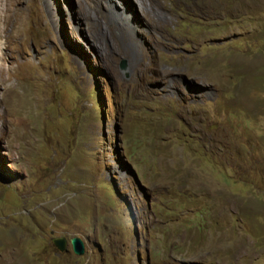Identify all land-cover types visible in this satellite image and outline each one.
<instances>
[{
  "label": "rangeland",
  "instance_id": "obj_1",
  "mask_svg": "<svg viewBox=\"0 0 264 264\" xmlns=\"http://www.w3.org/2000/svg\"><path fill=\"white\" fill-rule=\"evenodd\" d=\"M120 2H0V264H264V0Z\"/></svg>",
  "mask_w": 264,
  "mask_h": 264
},
{
  "label": "bare ground",
  "instance_id": "obj_2",
  "mask_svg": "<svg viewBox=\"0 0 264 264\" xmlns=\"http://www.w3.org/2000/svg\"><path fill=\"white\" fill-rule=\"evenodd\" d=\"M2 0H0V2H1ZM140 1V0H139ZM118 3L120 4L121 2H120V0H118ZM142 5V4H141ZM115 6V5H114ZM144 7V6H143ZM118 13V14H117ZM116 15L118 16V17H120V16H124V12H120L119 10H117L116 11ZM3 18V15H2V13L0 12V19H2ZM132 18V17H131ZM125 20H127V18L125 17ZM19 23H15L14 25H12V26H2L1 24H0V37H2L1 39H3V38H7V31H10V28L11 27H13L12 29H14V27L15 26H17ZM23 25V24H22ZM19 27V26H18ZM21 28V27H20ZM24 28V27H23ZM22 29V28H21ZM137 29V28H136ZM15 30V29H14ZM13 30V31H14ZM137 31V30H136ZM15 32V31H14ZM132 32H134V29L132 28ZM13 35L15 34V33H12ZM18 34V33H17ZM17 34H15V35H17ZM18 36V35H17ZM19 36H21V35H19ZM15 38V37H14ZM22 38V37H21ZM15 40V39H14ZM16 41V40H15ZM7 51V50H6ZM11 52V51H10ZM6 54H7V56H6ZM7 57H9L10 58V56L8 55V53H2L1 52V47H0V83H4V81H5V79H6V74H7V70H9V67L7 68V64H6V61H7ZM12 61V60H11ZM13 69V68H12ZM7 80V79H6Z\"/></svg>",
  "mask_w": 264,
  "mask_h": 264
},
{
  "label": "water",
  "instance_id": "obj_3",
  "mask_svg": "<svg viewBox=\"0 0 264 264\" xmlns=\"http://www.w3.org/2000/svg\"><path fill=\"white\" fill-rule=\"evenodd\" d=\"M121 70H126L125 62H122ZM52 243L57 250L63 253L66 250L68 241L65 238H55L52 239ZM70 245L72 246V250L76 255L82 256L85 254V245L81 239L77 237L70 239Z\"/></svg>",
  "mask_w": 264,
  "mask_h": 264
}]
</instances>
